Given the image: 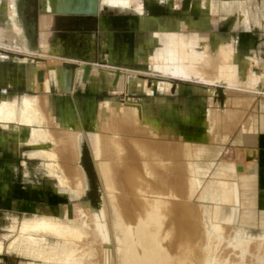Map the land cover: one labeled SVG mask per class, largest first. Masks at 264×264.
Listing matches in <instances>:
<instances>
[{
  "label": "rangeland",
  "instance_id": "1",
  "mask_svg": "<svg viewBox=\"0 0 264 264\" xmlns=\"http://www.w3.org/2000/svg\"><path fill=\"white\" fill-rule=\"evenodd\" d=\"M228 1L229 0H194L195 6L193 5L190 7V11L182 8V0H107L101 4L100 14L102 16L103 27L98 30L97 39L98 49L104 51H102V54L100 55L102 60L97 61L94 58H90L91 63L94 64L96 68V74L94 75V80H92L93 89L99 87V90L96 93H90L88 89L82 85L77 87L74 92L69 93L70 96H55L51 94L49 96L47 95V98L39 95L36 97L39 102V107L42 109V111L39 112H41L42 115L51 114L50 117H43L45 121L40 124L43 128L52 131V138H55L52 140L51 145V147L54 145V147L51 148V151L54 152V155L51 152L54 159L52 156L51 158L55 162V167L53 166L55 169H53L54 172L49 173L47 171V168L43 165V159L36 156H29L26 153L28 146L23 145L20 142H15V140L11 138L8 139V143H5L6 141L0 143V242L3 243L7 237H9V239L4 242L5 244L7 241L10 242V237H15L14 231L16 226L20 225L19 221L20 223L24 222L23 224H25L28 221L33 220V218L36 219V217H40L39 219H50L51 217V220L53 218V221H58V223H64L69 226L71 225L70 227L84 228V233L80 231L76 236L69 235L68 237H63L62 235H55L54 232H52L53 234H49L50 231L44 233L41 231L38 234L39 238H42L44 235L42 242H45L44 245L46 246L48 244V246H51V244L55 245L56 243L62 244L65 240L64 243L67 242L68 244H73V246L78 248L74 255L79 257L82 252L78 250L82 249V245L87 241V237H85L84 234L88 231V228L86 227L87 216L86 213L83 212L85 209L80 203L82 201H87L90 206L99 207V205L104 202L108 213V215L104 216V219H106L105 221L108 220L110 223L111 218L114 215L108 200L110 193L108 194L109 191L104 190L105 186L103 184V180L95 165L96 156L94 154V136L100 131L104 132L103 134L105 135L116 136V138L121 141L122 146L120 149L121 151L118 152L120 156L117 155V152L113 147L108 148L109 155L103 159L104 161L109 158L115 160V165L118 168H122L126 165L127 168L133 165H138L140 167L142 173L141 179L143 180H141V182L143 183V186H147L148 190L147 192L142 191V195H149L148 192H150L151 195L149 199L154 201L156 198L155 194L158 191L155 188L157 184L167 188L169 184L173 183L172 185H174L178 191V197H174V200L187 206L190 210L199 211L197 214V224L205 228V232L208 237L218 236V232L212 228L208 217L210 215V206L208 205V202H205L203 197L206 194H211L209 184H211L212 181H204L205 179L210 178V174H203L204 172L200 173L203 178L197 177L198 181L195 183L194 188L190 191V193H188L187 191H182V172L185 168L184 166H186L185 163L190 167H192L195 163H198V166H201L203 170L205 166L202 165V161L209 159L217 161L220 157L232 159L234 158L232 155L237 153L238 150H235L234 148L241 147L243 145L236 143L234 139L235 129L232 130V132H230L225 139L217 138L215 140L208 141L209 143L206 144L205 141L207 140L197 141L195 139L182 137L181 134H187L183 132H190V134L188 133L189 135H192L191 132L195 133L198 130L199 123L204 121L205 118L207 119L206 114L208 115V113H211L212 115L214 114L213 116L217 118H215V122H219V116L223 114L229 115L228 113L235 109L234 107L239 108V114H241V116H237V119L235 118L237 122H234V118H231L228 119L230 120L228 124L223 123L225 124V128L222 129L224 133H226L228 129L238 127L241 121L245 118H248L247 120L249 121L251 120L250 117L256 118L258 114L264 113V84L262 87L250 86L249 89V87H247L244 83H241V81L239 84L238 79V82L235 80L237 75H231L226 68H221L220 63L214 64L213 68L211 67L214 71L222 73V75L216 79L213 77H209L207 81L198 77L196 78L198 81L194 78L188 80V78L181 79L180 77L179 79V76L173 73V71H175L174 59L170 57L169 59L168 57H164L160 60L158 59L159 56L161 58L171 52L168 48L166 49L163 46L164 35L157 37V41L155 42V36L149 27L152 25L154 20H157L155 19L156 16L162 19H167L168 16H175L176 20L180 19V23L183 22V25H187L188 23L192 24L191 29L181 32L185 36L188 35L189 38H196V35L198 34L197 32H207L212 34V36L220 38V41L223 39L230 40L231 43L228 41L227 44H231L233 46L232 50L236 56L240 58V60L243 58L246 59L247 64L252 66L257 71L264 69V0H245L248 10L247 20L249 22L247 26H242L241 20L236 15H233L234 13H228ZM171 9L174 10L171 11ZM142 11L144 12L142 13ZM188 16L195 23L189 22L187 20ZM212 19L215 21L212 22ZM197 23H203L200 25L201 27L198 26L201 29L197 28V25H194ZM209 25L210 27H207ZM39 26H42L41 20L39 21ZM174 27L175 24L172 27L170 26L167 31H172V28ZM8 28L7 23H5L4 33L5 39L7 40H9L10 37V31ZM42 33L43 32L40 31L39 37H41ZM113 37L117 38L114 39ZM207 39H209L208 36L205 39L202 38V40L205 41V47L202 44H190L189 54L196 58L198 64L205 66L206 71H210V67H207L205 62L202 60L206 57L204 50L209 49L206 48ZM51 41H53L54 44H61L56 39H51ZM116 42H119V44H116ZM223 42L226 41L223 40ZM106 50H109V55L106 53ZM139 50H143L144 52L142 53ZM239 50H241L242 53ZM90 51L92 52V49ZM152 53L159 55L157 60H155L156 55H152ZM0 54L2 55L0 56V63H3L4 67L13 63L11 56L15 55L20 57L30 56L37 64L41 63L40 65L42 66L52 65L48 62L53 61L48 57L49 54L41 53L37 50L33 52H24L22 50L17 51L0 47ZM246 54H249V57H246ZM56 57L61 59V65H65V61H75L76 65H79V62L80 64L81 62H86L79 57L67 58L62 54L57 55ZM168 61V65L171 64L168 66V68L170 67L169 69L167 66H162L160 64L163 63L164 65ZM172 64H174V66ZM114 68H122L125 80L126 77L128 78L129 76L144 80L147 82L145 83V86L150 87V84L152 86L150 88L153 90L151 89L152 91L150 92L145 89L136 90L135 88H128V90H126L124 83L123 86L117 88L116 90L112 89L111 85L107 83L106 80V70ZM199 74V76H201V74L207 75L202 72V70ZM253 74H255V72H253ZM220 77L224 80L220 79ZM216 80L217 82H220L219 80H221L222 84H217V82H215ZM234 80L238 84L234 83ZM155 81L168 82L169 86L166 90H158L153 85V82ZM212 82L214 83L212 84ZM229 84L233 86H230ZM216 85H224L223 87L226 90V96L228 98L226 103L224 102V93H219L215 90ZM237 85H241V87H238ZM0 88H6V91L11 94H14V91H17L18 93L22 91L19 88H13L5 85H0ZM60 97L61 101H59ZM81 99H84V102H82L83 100ZM238 99L242 102L249 100V103L242 107L243 105L241 103L238 105L236 104V100ZM105 100H113V102H108L112 105V107L113 104H115L114 101L122 106V108L125 104L129 103H133V105L138 104L140 106L134 110L136 116L135 121L132 122H137V124L133 123L135 126H132L131 131H108L109 121L111 120L110 116L104 118V125L102 123L100 124L103 125V128L101 126L100 128L97 127L100 106H102L103 109L108 108H106L108 105ZM76 105H78V108L81 111V117L77 119L62 117L61 113L65 110H70L71 108L75 109ZM227 108L228 110L222 112ZM213 109H216L217 113H213ZM206 111L208 112L206 113ZM145 113L147 115L146 122L144 117H141V115L143 116ZM82 114H84V117ZM55 115H60V117H56ZM223 117L227 119V116ZM224 118H222V121H228H225ZM161 120L165 121V126L171 129V133L173 130V132L176 131L178 134L166 133L158 123V121ZM230 122H234V124H231ZM34 123L38 125V123ZM146 123L148 124L149 129L143 133L141 132V128H143ZM137 126L140 130L137 129ZM72 127L76 128L79 132L80 163L84 168L88 183L87 191L80 196L75 194V165L77 163L72 158L69 149L66 148L68 144L66 131ZM208 127L209 126L207 125L206 129ZM0 130L5 134H12L5 126H0ZM135 130L138 132H135ZM27 131L28 130L26 129V134ZM60 136L62 138L56 140V138H59ZM146 137L150 140L146 139ZM123 139H126L125 143ZM144 139L148 140L150 143L148 148L143 147V144L147 142ZM162 139H164L163 142H161ZM130 140L131 142H135V145L140 144V148L138 149L139 145L135 147L134 143H131ZM140 141L143 144H141ZM181 141L188 143L191 146V151L188 156L179 152L177 145ZM254 145L255 144H252V146ZM30 146L33 147V145ZM131 147H134V149ZM132 151L133 156L132 154H128L132 153ZM240 152L241 154L239 153L238 157L243 159V149H241ZM119 161H121V164H124L120 165ZM156 161L163 162V165L158 164V169H162V167L166 168V166L169 167L171 164H174L176 168L174 179H165L157 182V177L154 173V170L156 169L154 167ZM240 161L241 160H238L237 162ZM259 165L255 169L257 173L256 200L257 202L260 201L259 209L263 211V213L260 214V218L261 220H264V201L259 196L260 189L264 186V166ZM147 167L149 169L148 172H146ZM61 177L69 178V185L63 184V186H61L59 182V178ZM122 192L129 196H131V194H137L136 192H132L130 190H122ZM61 205L62 207H60ZM155 209L156 208L151 205L149 207L144 206L142 208L130 207L131 216H127V213L120 214L121 222L123 223L125 231L129 232L128 229L130 227L133 229L131 234L128 233L131 240L123 243L124 248L130 247V243L131 245L133 244V246L135 245V247H138V236L140 234L137 227L140 225L139 220L141 216L145 221L147 220L146 222H148V219H145L146 217H144L145 215L153 216L155 221L156 218L158 220L161 217L160 222L162 224V228H158L157 230L151 229L150 231L158 233V241L161 243V247H171L173 240H171V236L166 235V233H168L167 230L169 229V226L173 224V221L171 219L165 220L164 215L162 213H156ZM144 220H141L142 224H144ZM151 221L149 220L148 222L149 227L155 228V221ZM146 222L144 226H148ZM249 225L256 226L257 224L249 223ZM109 230H112L111 225L103 221V226L100 227L102 235L109 233ZM116 231L119 235L122 236V233L124 235V232H122L121 229H116ZM233 231H235V233L237 232L236 230ZM231 232L232 229H227L222 234H219V251L216 255L219 259L217 262L215 261L214 264H264V261L260 262L257 260L264 257V229L242 228L241 231L239 230L241 234L237 233L240 234V238L242 237V239L238 241L237 245L228 243ZM37 233L34 232V234ZM232 236L236 238L233 234ZM3 238L6 239L3 240ZM103 242L109 243L110 241L103 240ZM63 244L62 247L68 246V244ZM247 248H249V250ZM58 250L60 251L61 249ZM0 251H2L0 252V264H29L31 262L33 264L44 263V259L41 257H39V259L37 257L31 258L32 256L21 255L12 249ZM223 252L226 253V255L223 254ZM95 253L96 251L93 250L91 253L92 255L86 256L83 261H79L77 264H97ZM220 254L224 256L219 257ZM62 257L63 254L61 255V258ZM62 264L74 263L63 262ZM114 264H119L117 263L116 257Z\"/></svg>",
  "mask_w": 264,
  "mask_h": 264
},
{
  "label": "bare ground",
  "instance_id": "2",
  "mask_svg": "<svg viewBox=\"0 0 264 264\" xmlns=\"http://www.w3.org/2000/svg\"><path fill=\"white\" fill-rule=\"evenodd\" d=\"M39 1L41 4V9L46 11L48 14H50V16H53V15L54 16L55 15H71V14H62V13L55 12V9L57 7L56 6L57 1L64 4L65 0H39ZM104 1H107V0H97V3H96L97 12L94 14H97L100 12V9L102 6L101 4ZM190 4H191V0H182L181 6L183 9L189 10ZM5 18H6L5 23H7L10 30H16L18 25H20L19 22H17V20L15 19V16H13L12 11H11L10 15L6 16ZM155 26H157V25H155ZM158 29H160V28H158ZM186 30H189V29H186L184 26H182L179 34L177 33V35H176V34H171L168 32L163 33V32H161L162 30L160 29L157 37L164 35L163 46L166 49L168 48L171 52L165 56H162L161 58L159 55L152 53V55H156L155 60H157L158 56H159L158 57L159 60L163 59L164 57H168V59H169V57H170V58L175 60V66H174V64H172L175 68L174 69L175 71H173V73H175L177 76H179V79L181 77V79L182 78H188V80L189 79L191 80L193 78L196 79L198 77V78L203 79L205 81H207V79L209 77L210 78L213 77L214 79H216L220 75H222L221 72H216L212 69L214 67L213 66L214 64L220 63V67L226 68L228 70L229 74L237 75V78L235 80L238 79L239 84L241 81V83H244L250 89L252 66H249V64H247L246 59L243 58L240 60V58H238L236 56V54L232 50L233 46L231 44H227V42H223V40L220 41V38L212 36V34H210V33H207V32L206 33L202 32L203 34L201 33V35L208 36V38H209V39H207L208 41H207L206 48H209L210 50L209 49H207V50L205 49L206 51L204 50V54L206 57H204V59H202L205 62L206 66L210 67V71L207 70L208 71L207 72L205 70L206 67L201 65V64H198L196 58L192 57V55L189 54L190 44H194V45L195 44H202L205 47V45H204L205 42H204V40H202V38H200V39L197 37L196 38H189L188 35L185 36L184 34H181V31L184 32ZM154 52H156V51H154ZM58 53H61V52H58ZM190 53H192V52H190ZM90 54H92V52ZM48 57L53 60L50 63L52 65L49 66L48 71L47 70L45 71L44 67H43V69H38L36 71V81L37 82H42L44 78L46 79V82H47V81H49V79H51V78L53 79V76H55V79H59V78L64 76V78H66V79L70 78V84H71V82L73 81V78L74 79L76 78L75 75H77V77L80 76V80L82 82H87L90 74L95 70L94 69L95 66H93L91 61H90L89 62L90 68H89L87 77H86V79L82 80L83 64L86 62H81V64L79 62V65H76L74 67H70L67 65H61L60 64L61 59L56 57V56H48ZM29 58L30 57L24 56L21 59H23L24 61H27ZM66 62H69V61H66ZM73 62H75V61H73ZM157 64H158V62H157ZM160 64L162 66H167V68H168V66L171 65V64L168 65L169 61L167 63H165L164 65H163V63H160ZM201 70H202V72H204L207 75L201 74V76H199L200 75L199 72H201ZM38 71L41 72L39 78L37 75ZM163 72H164V70H163ZM49 74H51V78H50ZM70 75H71V77H70ZM108 75H109V79H110V84L112 85L114 90L123 86V83L125 84L126 90H128V88L129 89L135 88L136 90H138V89H141V87H142V89L145 88V90L149 91V92L153 90L152 88H150V87H152L150 84H149L150 87L145 86V83H147V82L146 81L143 82L144 80L136 79L135 77H130V76L128 78L126 77V80H125V78L123 76L124 73L122 71V68L121 69L116 68L114 70L109 69ZM263 78H264V76H261V79H263ZM220 79H222V78L220 77ZM222 80H224V79H222ZM235 80H234V83H236ZM238 80H237V82H238ZM219 81L220 82H217V80H216L215 82H217V84L218 83L222 84V81L221 80H219ZM226 81H224V82H226ZM65 83H66V81H65ZM213 83L214 82H212V84ZM236 84H238V83H236ZM153 85L155 87H157L158 90H166L169 86V83H164V82L160 81L157 85H155V83L153 82ZM229 85L233 86L231 84H229ZM223 86L222 85H216L215 90H217L219 87L221 89V91L219 93H224V95L226 96V92L224 90L225 88ZM227 86H228V84H227ZM227 86H226V88H227ZM238 87H241V85H239ZM64 88H67V86L64 85ZM249 89H246V90H249ZM225 96H224V100H225ZM26 101H27V99H25V103H26ZM239 103L240 102L238 101L237 104H239ZM134 105H136V104H134ZM106 108L107 109L101 108V110H100V114H99L100 123L99 124L102 123L104 125L105 124L104 118L107 116L108 117L110 116L111 120L109 119L110 121H109L108 131L109 130L110 131L125 130V131L129 132V131H131L132 126L133 125L135 126V124H137V122H132V121H135V116H136L133 103H130L129 105H127V107L123 106V108H122V106H120L118 104H116V106L112 107L111 104L108 103V106H106ZM109 109H111L110 114H109ZM33 110H35V109H33ZM29 112H30V110H29ZM214 112H216V109L215 110L213 109V113ZM32 113H35V112H32ZM36 114H37V111H36ZM36 114H33V115H36ZM228 114L229 115H227V114L226 115L223 114L221 116L218 115L220 117L219 118L220 120H219V122H215V120L217 118L215 116H213L214 114L212 115L211 113H208L206 123L210 127L209 133H211L213 139H215L217 132H219L223 128H225V124H228V122L230 121L228 119L234 118V122H237L235 120V118L237 116L238 117L241 116L239 114V111L238 110L236 111V109L231 110V112ZM138 115H141V114H138ZM223 116H225V117L227 116V119H225ZM143 117H145V116L143 115ZM222 118H224L225 121L228 120V121H226L227 123L222 121L223 120ZM37 121H39V119H37ZM234 122H230V123L234 124ZM133 123H135V124H133ZM158 123L160 124L161 128H163V130H165L166 133L167 132L171 133V131H170L171 129L168 128L167 126H165V121L161 120V121H158ZM223 123H225V124H223ZM200 124H202V122ZM103 125H100V126L103 128ZM165 127H167V128H165ZM137 129H139V127ZM141 129H142L141 132L145 133V131H148L149 126H147V128L143 127ZM38 130L39 129H36V131H38ZM45 132L49 133L47 130ZM135 132H138V131L135 130ZM174 132L172 130L173 134H174ZM47 133H46V135L48 136ZM103 133L104 132L100 131L98 134H95V136H94V148H95L94 154L96 156V160H95L96 169L98 170V172H99V174L103 180V184L106 188V189L104 188V190L109 191L108 194L110 193L108 200L110 202V206L112 207V211L114 213V215L111 218L110 223L108 220L105 221L106 219H104V216L108 215L104 202H102L99 205V207H92L87 203V201H82L80 204L85 209L83 212H85L86 216H87L86 227L88 228V231L86 234H84L85 237H87V241L85 242V244L82 245V249L78 250V251L82 252V253H80L81 255L79 257H76L74 255L75 251H77L78 248L76 246H73V244H70V243L68 244L67 242L64 243L65 240L62 242V244L63 243H64L63 245L68 244L67 247H65V246L62 247V244H57V243L55 245L51 244V246H48L49 244L47 243L48 245L46 246V245H44L45 242L44 243L42 242V238L44 237V235H43V237L41 236L42 238H39L38 234L41 231H42V233L50 231L51 233L49 232V234H53L52 232H54L55 235L58 234L57 236L62 235L63 237L64 236L68 237L69 235L70 236H72V235L76 236L77 233H79L80 231L84 233V228L82 229V228L73 227V226L70 227L71 225L69 226V225H66L64 223H58V221L57 222L53 221L54 220L53 218L51 220V217H50V219H46V218L39 219L40 217H38V218L36 217V219L33 218V220L28 221L25 224H23L24 222L20 223V221H19L20 225H17L18 229H17V226L15 225L16 226V229L14 231L15 237H13L11 235L12 238L10 237V239H11L10 242L7 241V243H5V244H4V242L7 239H9V237H7V239L5 238L6 240L3 238V240H5V241L3 243L0 242V243H2V244H0V250H4V251L6 250L7 251V250L12 249V250H15L16 253H19L21 255L32 256L31 258L37 257L39 259V257H41L42 259H44L43 264H62L63 262H69V263L77 264V263H79V261H83L86 256L92 255L91 253L93 250L96 251L95 255H96L97 264H114L115 257L117 259V263H119V264H214L215 261L217 262V260L219 259L218 257H216V255L219 251L218 236H219V234H222L223 232H225V230L232 229L231 225L236 219L237 207H236V199H235L234 193L230 192V191L220 192V191L216 190V192H214V191L210 190L211 194H209V195L206 194L203 196L205 199V202H208V205L210 206V215L208 216L210 219V224H211L212 228H214L218 232V236L208 237L206 232H205V228L203 226H199L197 224V214L199 211L192 210V209L190 210L189 208H187V206H185V205L181 204L180 202H177L174 200V197H178V191H177L176 187L174 185H172L173 183L169 184V186L167 188H165L164 186H162L160 184H157L155 186V188L158 191L155 194L156 196L154 195L156 198L153 201V200L149 199V197L151 195L150 192H148L149 195L148 194H145V195L141 194L142 191L147 192L148 190H147V186H145V185L143 186V183L141 182L142 173H141V169L138 165H135V166L133 165L129 168H127L126 167L127 165H126L122 168H118L115 165V160H112L109 158L108 160L104 161L103 159L109 155L108 148L113 147L115 149V151L117 152V155L120 156V154H118V152L121 151L120 149L122 146H121V141L118 140L116 138V136L105 135ZM39 134L44 135L45 133L39 132ZM42 135H40V136H42ZM66 135L68 137V144H67L66 148L69 149L72 158L77 163L75 165L76 166L75 194L80 196L84 192L87 191L88 183L86 180L84 168H83L82 164L80 163L79 132L66 131ZM187 135H189V134H187ZM193 135L197 136V137H201V135H202L201 130L198 129L197 132H195L189 136H193ZM43 137L45 138V135ZM33 138H35V137H33ZM61 138L62 137L60 136L59 138H56V140L61 139ZM36 139H37V136H36ZM36 139H35V141H36ZM49 139L53 140L55 138H52L51 136H49L47 141ZM146 139L150 140L148 137H146ZM146 139H144L145 141H147L146 143L144 142L145 144L141 143V141H140V143L143 144L144 148H148V146L150 145L149 141ZM123 140L125 143L126 139H123ZM163 140L164 139H162L161 142H163ZM31 142H33V141H31ZM130 142H131V140H130ZM41 143H43V140ZM50 143H51V141H50ZM131 143H134L135 147H137L139 145L138 149L140 148V144L135 145V142H131ZM132 146H133V144H132ZM177 146H178L180 153H182L186 156H188L190 154V151H191L190 150V147H191L190 144L181 141L178 143ZM53 147H54V145L51 148H53ZM144 148H142V149H144ZM132 149H134V147ZM51 150H50V153L52 152ZM47 151L49 153V150H47ZM47 151H45V152H47ZM64 151H66V150H64ZM37 152H39V151H37ZM30 153H32V152H30ZM48 153H46L45 155H47ZM52 153L54 155V152H52ZM39 154H41V153L39 152ZM128 154H132V156H133V151H132V153H128ZM134 154H136V153H134ZM53 155H50V157L52 156V158H53ZM36 156H38V154ZM40 156H42V155H40ZM244 156H245V159L248 161L249 160H256L257 159V150L255 148L251 149V148L246 147V148H244ZM42 157H45V156L43 155ZM48 158H49V155L47 157V160H48ZM52 158H51V160L54 159V158L53 159ZM44 160L45 159H43V161ZM51 160H49V161L51 162ZM120 162L121 161H119V163ZM122 162H123V160H122ZM47 163H48V161H47ZM54 163L55 162L53 161V164ZM50 164H52V163H49V166H50ZM122 164H124V163H122ZM122 164L120 163V165H122ZM158 164L163 165V162L162 161H160V162L156 161V164L154 165V167L156 168L154 170V173L157 177V182L163 181L165 179H169V180L174 179L175 170H176L174 164H171L169 167L166 166V168L162 167V169L157 168L159 166ZM185 165L186 166H184L185 168L183 169V172H182V174H183L182 175L183 176V178H182V191H187L188 193H190V191L194 188L195 183L198 181L199 176H198L197 170L199 169V167L196 166L195 164L192 167L188 166L186 163H185ZM45 167H47V166H45ZM54 167H53V169H54ZM148 171H149V169L147 167L146 172H148ZM69 180H70L69 178L64 177V179L62 181H59L60 185L61 186H63V184L69 185ZM162 184H163V182H162ZM122 190H130L132 192H136L138 195L137 194H134V195L131 194V196H129V195H126L124 192H122ZM150 205L154 206V208H156L155 209L156 213H158V214L162 213L164 215L165 220L171 219L173 221V224L171 226H169V229L167 230L168 233H166V235L171 236V238H172L171 240H173V242L171 241L172 242L171 247H161V243L158 241V233H156L155 231L154 232L150 231L151 229L157 230L158 228L159 229L162 228V224L160 222L161 217L158 220L156 218V221H155L153 216L145 215L144 217H146L145 219H148V222H149V220L150 221L152 220L151 222L155 221V224H156L155 228L149 227V223L146 222L147 220L145 221L143 219V217L141 216L140 220H139L140 225L137 227L139 234H140L138 236V240H139L138 241V244H139L138 247H135V245L133 246V244L131 245V243H130L129 244L130 247L124 248L123 243H125V241L127 242V241L131 240L130 235L128 233L131 234V231L133 229L130 227L128 229L129 232L125 231L123 223L121 222L120 214L121 213H123V214L127 213V216L128 215L131 216L130 207L142 208L144 206L149 207ZM205 214H206V212H205ZM47 217H48V215H47ZM141 220H144L143 223L145 224V222H146V224H148V226H146V225L144 226V224L141 223L142 222ZM103 221L106 222L107 224H110L112 227V230H109V233L104 234V235H102V233L100 232V227L103 226ZM21 224H23V225H21ZM206 225H208V224H206ZM116 229H121L122 232H124V235H123V233H122V236L119 235L118 232L116 231ZM233 230L234 229H232L233 233L231 232L230 240L228 241V243L237 245L238 241L242 239V237L240 238L241 233L237 234L239 232L235 233V231H233ZM32 231H33V233H32ZM34 232L35 233L38 232V233L34 234ZM127 234H128V236H127ZM232 234L236 238H234L232 236ZM6 235H9V234H6ZM107 235H108V237H107ZM103 240H108L110 242L104 243ZM43 241H44V239H43ZM58 246H60L62 248H60ZM257 246H258V244H257ZM58 249H61V250L59 251ZM247 249L249 250V248H247ZM263 249H261V250H263ZM0 252H2V251H0ZM224 252H223V254L226 255V253H224ZM62 254H63V257L61 258ZM221 256H222V254H220L219 257H221ZM257 260L262 262V261H264V257L259 258ZM29 264H33V263L31 262Z\"/></svg>",
  "mask_w": 264,
  "mask_h": 264
},
{
  "label": "crops",
  "instance_id": "3",
  "mask_svg": "<svg viewBox=\"0 0 264 264\" xmlns=\"http://www.w3.org/2000/svg\"><path fill=\"white\" fill-rule=\"evenodd\" d=\"M193 5L195 6L194 0H191L190 7H192ZM173 10L174 9H171V11ZM227 10L228 13H234L233 15H236L241 20L242 26L248 25L249 23L247 20L248 10L245 4V0H229L227 3ZM11 11L13 13V16H15V19L17 20V22H19L20 25H18L16 30H10L8 28L10 31L9 33L10 37L9 40H7L5 39L4 23L6 22L5 17L9 16ZM143 12L144 11H142V13ZM101 17L102 16L100 12L97 14H71V15L50 16V14H48L46 11L41 9V4L39 0H0V47H5L17 51L22 50L24 52H33L37 50L40 51L41 53L49 54V56H53V55L57 56L62 54L67 58L70 57L80 58V56H83L84 54H89V56L91 55L89 58H94L95 60L100 61L102 60L101 59L102 57L100 55L102 54V51H104L98 49V39H97L98 38L97 32L99 29H101V27H103V21ZM155 19L157 20H154L152 22V25L149 27V29L153 32V35L155 36V40H154L155 42L157 41L156 38L158 36V32L160 29L162 30L161 32L163 33L168 32L167 31L168 28L170 26L172 27L175 24V27L172 28L173 30L169 31L168 33L177 35V33L179 34L182 26H184L186 29H191L192 26V24L190 23H188L187 25H183V22L180 23L181 22L179 21L180 19L176 20L175 16L174 17L168 16L167 19H162L156 16ZM40 20L42 21L41 27L39 26ZM187 20L191 23H195L191 20L189 16L187 17ZM214 21L215 20L212 19V22ZM201 24L203 23H197L194 25H197V28L201 29L200 28ZM155 25H157L158 27ZM207 27H210V25ZM40 31L43 32L41 34V37H39ZM197 33L198 36L196 37L199 39L200 38L205 39L207 37L205 35L204 36L201 35V33L199 32ZM113 38L116 39L117 37H113ZM51 39H56L62 45L54 44V42L51 41ZM223 40H225L226 42L229 41L231 43L230 40H226V39ZM116 44H119V42H116ZM91 49H92V54H90ZM139 51L142 53L144 52L143 50H139ZM239 51L242 53L241 50ZM106 53L109 55V50H106ZM0 56L2 55L0 54ZM246 56L249 57V54H246ZM11 57L13 63L10 64L9 66L4 67L3 63H0V85L19 88L22 91L20 93L14 91V94H11L6 91V88H0V126H5L12 133V134H5L0 130V143L3 141H6L5 143H8L9 141L8 139L11 138L14 139L15 142H20L21 144L28 146L26 153L29 156L34 157L38 154V156L36 157H39L40 155L42 156L44 155L46 158L42 156H40L39 158L45 159L43 161V165L47 166L46 168L49 173H53L54 171L52 166L55 165V163L53 164V160H51L50 157L52 140L49 139L47 141L49 136L52 137V131L43 128L40 124L45 121L43 117L46 118L50 117L51 114L50 115L43 114L44 115L43 116L42 113L39 112L42 111V109L39 107V102L36 97L39 95L45 98L47 95L49 96L51 94L55 96L58 95L70 96L69 93L74 92V90L77 87H80L82 85L83 87H86L90 93H96L99 90V87L93 89V83H92V80H94V75L96 74V68H94L95 70L90 74L87 82H82L80 80V76L77 77V75H75L77 80L73 78V81L70 84V78L66 79L63 76L59 79H55V76H53L52 79L51 74H49L51 78L49 79V81L46 82V79L44 78L42 82H37L36 71L38 69H43V67L45 68V71L46 70L48 71L50 65L42 66L40 65L41 63L37 64L36 61H34L30 56L27 57H30L32 60L29 58L27 61H24L23 59H21L23 57L17 55ZM51 62L52 61H49L48 63L50 64ZM92 65L94 66V64ZM108 71L109 69L106 70L107 73L106 80L107 83L110 84ZM253 72H255L256 75L253 74ZM261 76H264V69L257 71L252 67L250 86L262 87L264 84V78L261 79ZM159 82L160 81H155L154 83L155 85H157ZM162 82L168 83L165 81ZM64 85H66L67 88H64ZM111 88L113 89L112 85ZM27 91H32V92H27ZM28 93H33V94H28ZM25 99H27L26 103H25ZM81 100H83L82 102H84V99ZM227 100L228 98L227 96H225L224 102L226 103ZM59 101H61V97ZM109 101L113 102V100H105L107 105ZM238 101L243 105L242 107H244V105H247L249 103V100L242 102L238 99L236 100V104L238 103ZM114 102L115 104H113V106H116L117 103L116 101ZM129 104H125L124 106L127 107V105ZM133 106L135 109L140 107L138 104ZM32 108L35 110H33ZM101 108L103 107L100 106L99 114ZM234 108L236 109V111L237 110L239 111L238 107H234ZM139 110L141 111L140 108ZM226 110H228V108L223 110L222 112ZM80 112L81 111L78 108V105H76L75 109L71 108L70 110L69 109L65 110L63 113H61V115L62 117L77 119L81 117ZM110 112L111 109H109V113ZM207 112L208 111H206V113ZM99 114L97 120L98 128H100ZM55 116L60 117V115H55ZM82 116L84 117V114H82ZM144 116H145L144 120L146 122L147 121L146 113L144 114ZM250 118H251L250 121L247 120L248 118H245L241 121L242 124L240 123L238 127L233 129H228L226 133H223V131L221 130L217 132L215 136V139L217 138L225 139L226 136L230 132H232V130L235 129L234 139L236 143H240L243 146L234 148L235 150L238 149L237 153L235 154L232 153L233 154L232 156L234 158L225 159L220 157L219 159H217V161H213L212 159L205 160L202 162L200 161L202 165L205 166L203 170L201 166H198L199 165L198 163H195V165L199 167V169L197 170L199 177L203 178L200 174L202 172H204L203 174H207V173L210 174V178L205 179L204 181L206 180L212 181V183L209 184V188H211V191L214 192H216V190L220 192L230 191L234 193L236 199L237 211H236V219L232 223L231 227L237 232H239V230L241 231L242 228L264 229V220H261L260 218L261 217L260 214L263 213V211L259 209L260 201L257 202L256 200L257 173L255 171L256 167L259 164L261 166H264V113L258 114L256 118L253 117ZM37 119H39V121H37ZM34 122L38 123V125H36ZM145 125L146 126H144V128H147L148 124L146 123ZM206 127H207V123L205 118L204 121H202V124L199 123V127H198V129L201 130V134H202L201 137H197L194 135L193 136L187 135L188 133L190 134V132H183L187 134L186 135L181 134V135L182 137L195 139L197 141L207 140L205 141L206 144L209 143L208 141L215 140L212 138L211 133H209L210 127H208L207 129ZM26 129L28 130L27 134H26ZM36 129L39 130L36 131ZM46 130L49 133L45 132ZM67 131L78 132V130L73 127L68 129ZM39 132L40 133L44 132L45 138L43 137L44 135L39 134ZM46 133L48 134V136L46 135ZM98 133L99 132H97L96 134ZM174 133H176V131ZM191 134H193V132H191ZM36 136L38 140L36 139ZM30 140L33 142H31ZM42 140L43 143H41ZM252 144L255 145L252 146ZM30 145H33V147H31ZM246 147L257 149L256 160H249V161L245 160L244 148ZM241 149H243V153H242V155L244 156L243 159L238 157L239 153L241 154L240 152ZM47 150H49V153ZM37 151H39L41 154H39V152ZM46 153L48 154L45 155ZM48 155L50 159L48 158L47 160ZM46 160L48 161V163ZM49 160H51V162ZM238 160L241 161L237 162ZM49 163L52 164H50L49 166ZM63 179L64 177H61L59 178V181H62ZM259 196L264 201V186L261 187ZM60 207H62V205ZM249 223L257 224V225L252 226L249 225ZM244 224H248V225H244Z\"/></svg>",
  "mask_w": 264,
  "mask_h": 264
},
{
  "label": "water",
  "instance_id": "4",
  "mask_svg": "<svg viewBox=\"0 0 264 264\" xmlns=\"http://www.w3.org/2000/svg\"><path fill=\"white\" fill-rule=\"evenodd\" d=\"M97 0H65L64 4L57 1V7L55 12L62 14H94L97 12ZM89 54H84L80 56L81 59L85 60L86 63L83 64L82 80L86 79L89 68H90V58ZM65 65L74 67L75 62H64ZM40 71H38V78L40 77ZM218 92L221 89L218 87Z\"/></svg>",
  "mask_w": 264,
  "mask_h": 264
}]
</instances>
